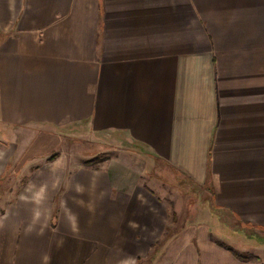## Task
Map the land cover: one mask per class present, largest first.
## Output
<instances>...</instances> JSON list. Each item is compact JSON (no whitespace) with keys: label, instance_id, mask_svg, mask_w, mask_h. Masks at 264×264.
I'll return each instance as SVG.
<instances>
[{"label":"crops","instance_id":"obj_1","mask_svg":"<svg viewBox=\"0 0 264 264\" xmlns=\"http://www.w3.org/2000/svg\"><path fill=\"white\" fill-rule=\"evenodd\" d=\"M74 140L116 153L74 163ZM10 164L0 264H134L154 243H173L159 264H264V236L240 251L179 224L180 176L264 232V0H0Z\"/></svg>","mask_w":264,"mask_h":264},{"label":"rangeland","instance_id":"obj_2","mask_svg":"<svg viewBox=\"0 0 264 264\" xmlns=\"http://www.w3.org/2000/svg\"><path fill=\"white\" fill-rule=\"evenodd\" d=\"M67 140V139H66ZM66 152V155L74 163L76 162H85V160H90L92 162H100L103 159H106L116 153V148L110 144L102 143L99 144L93 141L87 140H74L68 141L64 144L63 148ZM76 161V162H75ZM15 164L9 165V170L5 178L0 179V197H2L3 191L8 192V201H14L17 192L21 189V186L25 183V175L20 178L16 177L14 173ZM26 169H30L29 167ZM26 171V170H25ZM11 175V176H10ZM9 176V177H8ZM7 177V179H6ZM3 186V187H2ZM2 187V188H1ZM2 192V193H1ZM179 224L184 218H194L199 222H211L213 229L220 239L224 242H227L234 248L242 251L241 244L238 242H245L244 237L249 236H264L263 231L255 230L250 227H244L238 224L237 222L232 221L230 218H227L223 210L211 209L210 201L208 200L209 196L206 191L197 186L188 184V181L185 179L180 180L179 176ZM193 207V210L191 208ZM215 217V221L213 220ZM181 220V221H180ZM213 221V222H212ZM180 229H185V227ZM189 231L192 230L191 226H188ZM182 233H180L181 235ZM179 235V236H180ZM250 243V242H249ZM164 243H154L151 244L150 248L145 250H139L140 255L146 254V257H138L134 264H159L162 262L158 258L152 257L158 255L161 251H170L172 250L173 243H167L165 248ZM166 249V250H165ZM151 255V256H150ZM166 261V260H165ZM168 261V260H167Z\"/></svg>","mask_w":264,"mask_h":264},{"label":"trees","instance_id":"obj_3","mask_svg":"<svg viewBox=\"0 0 264 264\" xmlns=\"http://www.w3.org/2000/svg\"><path fill=\"white\" fill-rule=\"evenodd\" d=\"M95 162H92L90 160L86 161V164L88 165H92L94 164ZM218 244L224 248H226L227 250H229L231 253H233L236 257H242V255H240L234 248L230 247V246H226L224 243L222 242H218Z\"/></svg>","mask_w":264,"mask_h":264}]
</instances>
